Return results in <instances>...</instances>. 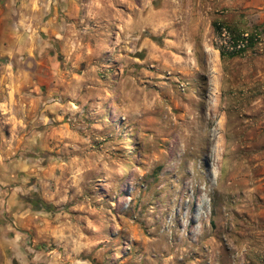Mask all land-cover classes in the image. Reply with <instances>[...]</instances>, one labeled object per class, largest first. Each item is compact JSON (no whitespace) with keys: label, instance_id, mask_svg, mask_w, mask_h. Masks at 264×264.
I'll return each mask as SVG.
<instances>
[{"label":"rangeland","instance_id":"obj_1","mask_svg":"<svg viewBox=\"0 0 264 264\" xmlns=\"http://www.w3.org/2000/svg\"><path fill=\"white\" fill-rule=\"evenodd\" d=\"M12 5L0 149L32 163L38 214L19 262L264 264V0H71L39 56Z\"/></svg>","mask_w":264,"mask_h":264},{"label":"crops","instance_id":"obj_2","mask_svg":"<svg viewBox=\"0 0 264 264\" xmlns=\"http://www.w3.org/2000/svg\"><path fill=\"white\" fill-rule=\"evenodd\" d=\"M5 2L7 9L12 8V4H18L16 19L10 15L12 10H7V22L10 19L16 20L10 25H15L19 29L21 41H26L25 49L29 50L31 55L35 53L39 56V50L48 45L47 39L57 43L61 37L62 23L70 11L63 3H69L71 0H5ZM7 35L8 32L5 33V37H1L0 34V59L4 55H9L8 50H14L15 40L7 41ZM52 50V48L48 50L46 58L51 59L47 54H52ZM2 72L0 69V75L3 76L5 73ZM21 75L26 76L28 73L21 71ZM5 155L0 149V264H21L16 252L22 251L24 243H19L18 235H26L38 225V214L34 211L32 199L34 186L26 180L33 171L32 163L30 166L16 160L6 163Z\"/></svg>","mask_w":264,"mask_h":264},{"label":"built area","instance_id":"obj_3","mask_svg":"<svg viewBox=\"0 0 264 264\" xmlns=\"http://www.w3.org/2000/svg\"><path fill=\"white\" fill-rule=\"evenodd\" d=\"M222 37L225 38L229 44L228 47H226V52L228 54L234 55V54H240L244 52L251 42V35L249 33H245L241 35V38L236 40L231 37V35L227 32L226 29H222ZM261 37L256 36L255 41L259 40Z\"/></svg>","mask_w":264,"mask_h":264},{"label":"trees","instance_id":"obj_4","mask_svg":"<svg viewBox=\"0 0 264 264\" xmlns=\"http://www.w3.org/2000/svg\"><path fill=\"white\" fill-rule=\"evenodd\" d=\"M252 38L253 37H251V40H252ZM230 56H232V57H234V56H236V54H234V55H230ZM220 57H221V59H226V54L224 53V52H220Z\"/></svg>","mask_w":264,"mask_h":264}]
</instances>
